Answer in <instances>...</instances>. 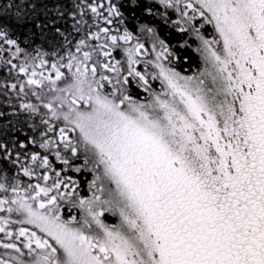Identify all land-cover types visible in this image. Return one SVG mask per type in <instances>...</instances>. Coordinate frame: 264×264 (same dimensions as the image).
Listing matches in <instances>:
<instances>
[{"label": "snow or ice", "instance_id": "snow-or-ice-1", "mask_svg": "<svg viewBox=\"0 0 264 264\" xmlns=\"http://www.w3.org/2000/svg\"><path fill=\"white\" fill-rule=\"evenodd\" d=\"M0 264H264V0H0Z\"/></svg>", "mask_w": 264, "mask_h": 264}, {"label": "trees", "instance_id": "trees-1", "mask_svg": "<svg viewBox=\"0 0 264 264\" xmlns=\"http://www.w3.org/2000/svg\"><path fill=\"white\" fill-rule=\"evenodd\" d=\"M192 55L194 56L195 54L193 53ZM181 70H183V69H181Z\"/></svg>", "mask_w": 264, "mask_h": 264}]
</instances>
